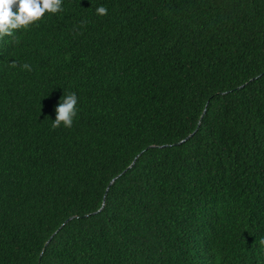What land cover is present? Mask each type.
Returning a JSON list of instances; mask_svg holds the SVG:
<instances>
[{"label": "trees", "instance_id": "1", "mask_svg": "<svg viewBox=\"0 0 264 264\" xmlns=\"http://www.w3.org/2000/svg\"><path fill=\"white\" fill-rule=\"evenodd\" d=\"M63 8L0 41V264H264V0Z\"/></svg>", "mask_w": 264, "mask_h": 264}, {"label": "clouds", "instance_id": "2", "mask_svg": "<svg viewBox=\"0 0 264 264\" xmlns=\"http://www.w3.org/2000/svg\"><path fill=\"white\" fill-rule=\"evenodd\" d=\"M64 0H0V41L6 36L12 37L13 42L20 43V39L14 35L17 31H27L33 24L41 21L46 14H57L64 11ZM107 8L99 6L96 8L98 15H107ZM84 21L81 22L83 25ZM22 67L24 70L32 71L28 63L18 65L16 61L10 63V67ZM78 96L75 92L64 95L55 108V120H52V128L58 129L63 125L71 128L78 113ZM264 245V239L260 240ZM219 261V257L217 258Z\"/></svg>", "mask_w": 264, "mask_h": 264}, {"label": "water", "instance_id": "3", "mask_svg": "<svg viewBox=\"0 0 264 264\" xmlns=\"http://www.w3.org/2000/svg\"><path fill=\"white\" fill-rule=\"evenodd\" d=\"M194 135V133H192L189 137H191V136H193ZM186 139H184L183 141H181L180 143H182V142H184ZM137 159V158H136ZM135 159V160H136ZM134 163H135V161L126 169V170H128L129 168H131L133 165H134ZM120 176V175H119ZM119 176H117L116 178H114L113 180H112V182L111 183H113ZM72 218H70V219H68L67 221H69V220H71ZM54 235V234H53Z\"/></svg>", "mask_w": 264, "mask_h": 264}]
</instances>
